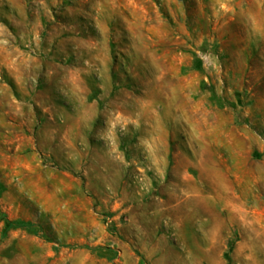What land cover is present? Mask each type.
I'll return each instance as SVG.
<instances>
[{
  "label": "rangeland",
  "instance_id": "374dc122",
  "mask_svg": "<svg viewBox=\"0 0 264 264\" xmlns=\"http://www.w3.org/2000/svg\"><path fill=\"white\" fill-rule=\"evenodd\" d=\"M0 264H264V0H0Z\"/></svg>",
  "mask_w": 264,
  "mask_h": 264
}]
</instances>
